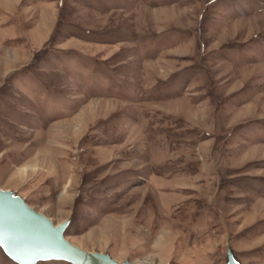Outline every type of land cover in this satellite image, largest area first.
<instances>
[{
  "label": "rangeland",
  "instance_id": "rangeland-1",
  "mask_svg": "<svg viewBox=\"0 0 264 264\" xmlns=\"http://www.w3.org/2000/svg\"><path fill=\"white\" fill-rule=\"evenodd\" d=\"M0 188L116 261L264 264V0H0Z\"/></svg>",
  "mask_w": 264,
  "mask_h": 264
},
{
  "label": "water",
  "instance_id": "water-1",
  "mask_svg": "<svg viewBox=\"0 0 264 264\" xmlns=\"http://www.w3.org/2000/svg\"><path fill=\"white\" fill-rule=\"evenodd\" d=\"M68 219L58 224L34 210L16 191L0 188V248L17 264L64 261L70 264H134L106 252H89L64 237ZM224 264H239L229 246Z\"/></svg>",
  "mask_w": 264,
  "mask_h": 264
}]
</instances>
